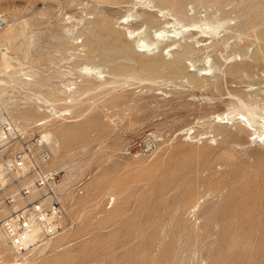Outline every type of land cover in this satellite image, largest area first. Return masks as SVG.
<instances>
[{
    "label": "rangeland",
    "instance_id": "1",
    "mask_svg": "<svg viewBox=\"0 0 264 264\" xmlns=\"http://www.w3.org/2000/svg\"><path fill=\"white\" fill-rule=\"evenodd\" d=\"M111 1L0 0L7 22L23 29L9 43L0 40V58L6 51L11 62L8 68L0 64V114L14 115L17 125L40 134L65 126L68 131H52L47 142L51 164L65 185L84 180L82 193L66 197L75 221L71 230L20 258L0 230V259L20 264H264V0H220L215 7L186 0V15L195 19L182 24L170 13V3L155 1L152 11L160 12V20L153 27L132 15L151 10L152 3ZM247 7L252 8L249 18H257L242 27L238 11ZM97 21L111 30L103 35L118 36L122 46H130L132 57L118 54L108 62L103 48L87 54L86 33ZM123 27L135 30L134 44ZM144 33L147 43L141 40ZM177 40L183 47L173 44ZM186 41L193 52H185ZM157 58L175 62L182 71L174 76L160 68L161 75L155 70L148 76L140 69L149 60L162 63ZM116 63L119 71L112 74ZM119 63L134 69L125 73ZM83 64L101 73L78 71ZM193 73L199 81L190 80ZM67 80L71 85L65 89ZM62 89L73 91L75 101L67 96L65 102ZM49 90L60 92L52 97L63 96L55 104L57 112L29 99ZM246 102L255 105L250 113ZM19 106L33 107L26 109L24 122L13 112ZM37 122L41 127H35Z\"/></svg>",
    "mask_w": 264,
    "mask_h": 264
},
{
    "label": "built area",
    "instance_id": "2",
    "mask_svg": "<svg viewBox=\"0 0 264 264\" xmlns=\"http://www.w3.org/2000/svg\"><path fill=\"white\" fill-rule=\"evenodd\" d=\"M5 24L0 12V29ZM28 129L0 114V226L18 258L74 227L66 197L82 193L84 181L62 184L49 144Z\"/></svg>",
    "mask_w": 264,
    "mask_h": 264
},
{
    "label": "bare ground",
    "instance_id": "3",
    "mask_svg": "<svg viewBox=\"0 0 264 264\" xmlns=\"http://www.w3.org/2000/svg\"><path fill=\"white\" fill-rule=\"evenodd\" d=\"M104 1V0H103ZM108 0H106V2H107ZM115 1H117V0H115ZM120 1H123V0H120ZM134 1V0H133ZM140 1H142V0H140ZM140 1H136L135 3H133L132 2V0L130 1V3L132 2L133 4H134V6H135V4L137 3V2H140ZM144 1V0H143ZM146 1V2H145ZM143 3L144 4H142V6H144L145 7V5H147L148 3H152L153 5H152V7H150L149 6V8H151V10L149 9V10H146L145 8L144 9H141V11H135L134 12V14H132L133 15V18L134 17H141L142 18V21H144V23H145V25H146V27H149V26H155V22L157 21V20H160L159 18H157V16H158V13H159V15H160V12H158V13H154L152 10L154 9L153 8V6H155V4H154V2L156 1V2H158L159 1V3H163V2H167V3H170L171 4V6H169L171 9H170V13L176 18V21L178 20L179 22H181V24L182 23H186L188 20H190L189 22H191V21H193L192 19L194 18H189V17H187V15H186V12H185V4H184V2L186 1V0H145ZM198 1H205V3L203 2V4H206V2H207V4L208 3H210L211 2V4L210 5H213L214 7L215 6H218L219 4H220V0H196L195 2H198ZM110 2H112L113 3V1H111L110 0ZM127 2H129L128 0H127ZM148 2V3H147ZM118 3H119V0H118ZM117 2H116V4H118ZM122 2H120L119 4H121ZM124 3V2H123ZM126 3V2H125ZM132 3H131V5H132ZM141 3V2H140ZM147 3V4H146ZM166 3V4H167ZM114 4H115V2H114ZM129 5V4H128ZM150 5V4H149ZM169 5V4H168ZM255 5V4H254ZM141 6V5H140ZM148 6V5H147ZM206 6V5H205ZM208 6V5H207ZM206 6V7H207ZM253 6V5H252ZM132 8H133V6H132ZM143 8V7H142ZM147 8V7H146ZM153 8V9H152ZM157 8V7H156ZM221 8V7H220ZM234 8V7H233ZM250 9H252L251 7H249ZM249 8L247 7V9H244V8H242V9H240L239 11H238V14L239 15H241V17L243 16V20H242V23L240 24V25H242V27H246V26H248L249 24H251V23H253V19H255L256 20V18L257 17H255V18H253L252 17V19L251 18H249ZM254 8V10L256 11V9H255V6L253 7ZM134 9V8H133ZM132 9V10H133ZM138 9V8H137ZM159 9V8H158ZM164 9V8H163ZM165 10V9H164ZM163 10V11H164ZM258 10V9H257ZM159 11H162L161 10V8L159 9ZM224 11V10H223ZM231 11V10H230ZM255 11H253V12H255ZM155 12H156V10H155ZM166 12V11H165ZM249 12V13H248ZM259 12V11H258ZM257 12V13H258ZM261 12V11H260ZM264 12V11H263ZM132 13V12H131ZM130 13V14H131ZM163 12H161V14H162ZM129 14V15H130ZM164 14V13H163ZM236 14V13H235ZM255 14V13H254ZM258 14H260V13H258ZM261 14H263L262 12H261ZM167 15V14H166ZM251 15V14H250ZM128 16V15H127ZM131 16V15H130ZM207 16V15H206ZM225 16H227V15H225ZM256 16H257V14H256ZM261 16V15H260ZM70 17V15L69 16H67V18H69ZM123 17V16H122ZM159 17H161V16H159ZM162 17H163V15H162ZM167 17V16H166ZM251 17V16H250ZM67 18H65V19H67ZM137 18H134V19H137ZM141 18H140V20H141ZM165 18V17H164ZM205 18V17H204ZM230 18V17H229ZM239 18H240V16H239ZM126 19V18H125ZM162 19V18H161ZM195 19V18H194ZM202 19V18H201ZM200 19V20H201ZM5 20H6V24H5V26L4 27H6L7 25V31H6V33H5V35L2 37V36H0V40L2 41L3 39H5V41H11V40H13L14 38H16L19 34H20V32L19 31H21L22 32V30L20 29L19 31H18V27H17V29L14 27V23H8L7 22V18H5ZM122 20V19H121ZM138 20H139V18H138ZM173 20H175L174 18H173ZM208 20V19H207ZM210 20V19H209ZM261 20V19H260ZM264 20V19H263ZM94 21H96V20H93V22ZM162 21V20H161ZM204 21V20H203ZM227 21V20H226ZM226 21H223V24H224V22H226ZM229 21V20H228ZM227 21V22H228ZM259 21V20H258ZM202 22V21H201ZM207 22V21H206ZM257 22V21H256ZM262 22H264V21H262ZM106 24H107V22H105ZM154 23V24H153ZM188 23V22H187ZM192 23H194V22H192ZM196 23H197V21H196ZM91 24V23H90ZM93 24L94 23H92L91 25H90V27H88L89 28V31H88V33H86L85 31V33L86 34H88V37H87V44H86V47L88 48H86V52H87V54H89V53H92V51L93 50H95V51H97L96 49L98 48H103V52H102V56L106 59V60H108V62L110 61H114V58L116 57L117 58V55L119 54V55H122V57L124 56H126V55H128V57H132V55L130 54V56H129V53H130V46L129 45H127V46H122L121 44H120V40H119V37L117 36L116 38L114 37L115 35H112L111 37L112 38H110L109 36V34H111V30H110V28L107 26V25H105V24H103V23H100V21L98 22L97 21V23L96 24H94V26H93ZM152 24V25H151ZM190 24V23H189ZM209 24V23H208ZM211 24V23H210ZM227 24V23H226ZM148 25V26H147ZM158 25V24H157ZM179 25V24H178ZM193 24H191V26H192ZM93 26V27H92ZM110 26H111V24H110ZM126 26V25H125ZM152 26V27H153ZM182 26V25H181ZM187 26V25H186ZM3 27V28H4ZM159 27V26H158ZM188 27H189V25H188ZM199 27V26H198ZM201 27H202V25H201ZM204 27V26H203ZM2 28V29H3ZM121 28V27H120ZM124 28V27H123ZM164 28H166V26H164ZM164 28H163V30H164ZM187 28V27H186ZM2 29H0V30H2ZM5 29V28H4ZM3 29V30H4ZM125 30H126V33H128L129 35H130V37H132L131 39L133 40V38L135 37L133 34H134V31L135 30H133V29H131V28H129V27H125L124 28ZM167 29V28H166ZM175 29V28H174ZM185 28H183V29H181L182 30V32H185L186 33V31L184 30ZM192 29V28H191ZM65 30V32H70L71 31V28L69 27V28H65L64 29ZM85 30V29H84ZM121 30V29H120ZM157 30V29H156ZM156 30H155V32H156ZM162 30V31H163ZM184 30V31H183ZM105 31H107L108 33H106L105 35H103L104 34V32ZM114 31H116V30H114ZM164 31H166V30H164ZM176 31H178V30H175V33L174 34H176ZM119 33L120 31H116V33ZM150 32V31H149ZM202 32V31H201ZM84 33V34H85ZM123 33V32H122ZM138 33H140V32H137V34ZM162 33V32H161ZM165 33V32H164ZM180 33V32H179ZM185 33H184V35H185ZM204 33H206V32H204ZM105 37L106 35L109 37V38H106V39H104V37L102 36V35ZM124 34V33H123ZM142 34V33H141ZM144 34H146V35H144ZM143 34V36L141 37V40H142V42H144V43H147L146 42V40H148L149 38H147L148 36V33H144ZM153 34V33H152ZM182 34V33H181ZM117 35V34H116ZM159 35V34H158ZM163 35V34H162ZM127 36V35H126ZM151 36H153V35H151ZM103 37V38H102ZM114 37V38H113ZM178 37V36H177ZM182 37V36H181ZM184 37V36H183ZM2 38V39H1ZM161 38V37H160ZM140 38H138V40H139ZM158 39V38H157ZM183 39V38H182ZM85 40V39H84ZM107 40H109L108 42H107ZM119 40V41H118ZM131 40V42L133 43L134 41H136L137 39H135V40H133L132 41ZM160 40H162V39H160ZM82 42H84V41H82ZM84 42V43H85ZM104 42H106L107 43V46L106 45H104ZM151 42V41H150ZM187 42V41H186ZM9 43V42H8ZM137 43V42H136ZM152 43H153V41H152ZM152 43H150L151 45H152ZM158 44H159V42H157ZM182 43V42H181ZM217 43V41H215L213 44H216ZM134 44V43H133ZM174 45L176 44V45H179L180 46V41H176V42H174L173 43ZM83 45V44H82ZM109 45V46H108ZM148 45V44H147ZM157 45V44H156ZM191 45H192V43H191ZM191 45L190 44H188V42L187 43H184V49H185V52H186V50H187V52H188V50L189 51H191V52H193L192 51V48H191ZM85 46V45H84ZM83 46V47H84ZM132 46V45H131ZM135 46H137V45H135ZM146 46V45H145ZM168 46H170V45H168ZM182 46V45H181ZM180 46V47H181ZM108 49V50H105L106 48ZM138 47H140V45H138ZM142 47V46H141ZM183 47V46H182ZM193 47H195L194 45H193ZM145 48V47H144ZM183 49V48H182ZM194 50H196L195 48H194ZM101 51V50H100ZM6 52V51H5ZM5 52H2L1 53V58H0V64H1V69L2 68H8V67H10V61H9V59L10 58H8V56H7V54L5 53ZM94 52V51H93ZM186 52V53H187ZM84 53V52H83ZM178 53V52H177ZM176 53V54H177ZM180 53V52H179ZM181 53H183V52H181ZM189 53V52H188ZM86 53H85V55H87ZM96 54V53H95ZM185 54V53H184ZM84 55V56H85ZM118 55V56H119ZM183 55V54H182ZM186 55V54H185ZM179 56V55H178ZM255 56H257L256 54H255ZM121 57V56H120ZM254 57V56H253ZM104 58H102L103 60H105ZM115 58V59H116ZM126 58V57H125ZM136 58V57H135ZM154 58V57H153ZM173 58V57H172ZM172 58H169L170 60L172 59ZM256 58V57H255ZM254 58V59H255ZM258 58V57H257ZM150 59V58H149ZM157 59H159V58H157ZM180 59V58H179ZM140 60H142L143 61V59H139L138 61H140ZM147 60V59H146ZM166 60V59H165ZM163 61V60H161V59H159V61H162V63H160V62H158V60H154L153 59V61H150L149 60V62H142V64H141V67L139 66V62L137 63L138 64V66L140 67V69L142 68V70L144 71V73H146V71L148 72V76H150V74L151 73H149V71H154L155 72V70H157L156 71V75L157 74H159L158 72V70L161 68V69H163V71L165 70V71H167L169 74L171 73V75H172V73H173V75L175 76V74H177L178 75V72H181L182 70H181V67H180V65H177V64H175V62H172V61ZM183 60V59H182ZM182 60H179V61H182ZM250 60V59H249ZM259 60V59H258ZM135 61V60H134ZM116 62V61H115ZM243 62H244V60L242 61V63L241 64H243ZM252 62V61H251ZM160 63V64H159ZM117 64L118 63H116L115 65V67L113 68V67H111L110 69H112V74H114L115 72L116 73H118V71H117ZM120 64V63H119ZM137 64H136V66H137ZM181 64V63H180ZM240 64V63H239ZM252 64H255V63H252ZM114 65V64H113ZM121 65V64H120ZM125 65V64H124ZM124 65H121V68L122 67H124ZM129 65H131V63L129 64ZM133 65V64H132ZM112 66V65H111ZM126 66V65H125ZM127 66H128V64H127ZM135 66V67H136ZM137 66V67H138ZM161 66V67H160ZM235 66V65H234ZM248 66V65H247ZM129 67H131V68H133L134 67V65L133 66H128L127 68H129ZM138 67V68H139ZM231 67H233L232 65H231ZM236 67H238V66H236ZM235 67V68H236ZM239 67H242L241 65L239 66ZM250 67V66H249ZM248 67V68H249ZM120 68V67H119ZM120 68V69H121ZM127 68H122V69H125V70H120V73L121 72H123V71H125V73L127 72L128 73V70H127ZM234 68V67H233ZM234 68V69H235ZM242 68H244V67H242ZM247 68V67H246ZM79 69L80 70H84L85 72L84 73H87L86 71L88 70V73L89 74H91V75H93V76H95V77H98L99 75H97V74H99V73H101V70L99 69V67H96V66H89L88 64H83V65H81L79 68H78V71H79ZM116 69V71H114ZM134 69V68H133ZM132 69V70H133ZM238 69V68H237ZM251 69V68H250ZM6 70V69H5ZM131 70V69H130ZM131 70V71H132ZM139 70V69H138ZM141 70V71H142ZM230 70V69H229ZM228 70V71H229ZM233 70V69H232ZM245 70V69H244ZM249 70V69H248ZM130 71V72H131ZM143 71H142V75L144 74L143 73ZM162 71V72H163ZM237 71H240L241 72V70H240V68H239V70H237ZM237 71L235 72V73H237ZM129 72V73H130ZM136 72L138 73V71H137V68H136ZM229 72H231V71H229ZM166 73V72H165ZM167 73V74H168ZM233 73V72H232ZM82 74V73H81ZM167 74H164V75H167ZM168 74V75H169ZM188 74V73H187ZM192 74V73H191ZM194 74V73H193ZM138 75V74H137ZM140 75H141V72H140ZM146 75V76H147ZM154 75V74H153ZM159 75H161V74H159ZM171 75H169V76H171ZM176 75V76H177ZM135 76H136V74H135ZM144 76V75H143ZM145 76V77H146ZM155 76V75H154ZM141 77V76H140ZM196 77H197V75H196ZM195 77V74L194 75H190V80L191 81H195V80H198L199 81V79H197ZM136 78H137V76H136ZM139 78V77H138ZM142 78V77H141ZM112 79H110V81H111ZM106 81H108V79L106 80ZM113 81V80H112ZM197 81V82H198ZM107 83V82H106ZM111 83V82H110ZM69 85H71V82L69 81V80H67L66 82H64V86H65V89L69 86ZM70 87V86H69ZM65 89H62L61 90V93H63V94H65V97H64V100H65V102H66V99H67V96H69L68 98H69V100L68 101H72L73 100V98L76 96V94H75V96L73 97V91H66ZM52 91V90H51ZM50 90L48 91V92H50L49 93V95L46 93L45 95L44 94H41V92L40 93H35L36 95H33V98H29V99H34V101L35 102H38V103H42L43 105H45V108L46 109H49L52 113L53 112H57V110H58V108L55 106V104L57 103V102H61V100H59L58 98H62V100H63V96L61 97H59V95H58V97L55 95V96H53L52 97V95L53 94H56V93H53L54 91H52L51 92ZM59 91V90H58ZM53 93V94H52ZM60 93V92H59ZM59 93H57V94H59ZM30 96V95H29ZM57 97V98H56ZM76 98V97H75ZM75 98H74V101H75ZM28 99V100H29ZM240 99V98H239ZM57 100H59V101H57ZM63 100V101H64ZM26 101V100H25ZM32 101V100H31ZM243 101V100H242ZM29 102H30V100H29ZM59 102V103H60ZM248 102H246L244 105H248L247 104ZM30 104V103H29ZM28 104V105H29ZM33 104V103H32ZM31 104V105H32ZM41 104V105H42ZM35 105V104H34ZM37 105V104H36ZM35 105V106H36ZM241 105V104H240ZM242 105H243V103H242ZM254 105V104H253ZM262 105V104H261ZM264 105V104H263ZM23 106V105H22ZM33 106V105H32ZM254 107V106H252V104L250 103L248 106H247V108L249 109L248 111H249V113H250V110L251 111H253L252 110V108L251 107ZM257 106H258V104H257ZM20 107V106H19ZM24 107V106H23ZM27 107V106H26ZM31 106H29L28 108H26V109H29ZM38 107H40V106H38ZM242 107V106H241ZM240 106H239V108H241ZM244 107V106H243ZM264 107V106H263ZM263 107H261V108H263ZM33 108V107H32ZM32 108H30V109H32ZM41 109H43V107L41 106L40 107ZM39 108V109H40ZM239 108H238V111H239ZM26 109H24V108H22V107H20V108H17L16 109V111H13V112H15V115L16 116H18V117H23V119H22V121L24 120L25 121V118L24 117H26L27 118V113L29 112L28 110H26ZM45 109V110H46ZM241 109H243V110H247V109H245V108H241ZM240 109V110H241ZM253 109H255V110H257V107L256 108H253ZM8 110V109H7ZM33 110V109H32ZM36 110L38 111V109H37V107H36ZM63 110L65 111V108L64 109H62V112H63ZM236 110V109H235ZM11 111V110H10ZM50 111H47V112H49L50 113ZM259 111V110H258ZM32 112V111H31ZM33 112H35V109H34V111ZM39 112V111H38ZM60 112V111H59ZM255 112V111H254ZM254 112H253V114L252 115H255L254 114ZM264 112V111H263ZM262 112V113H263ZM66 113V112H65ZM248 113V114H249ZM252 113V112H251ZM259 113H260V111H259ZM11 114H13V113H11ZM31 115H32V113H30ZM36 114H38V113H36ZM56 114V113H55ZM55 114H54V116H55ZM62 114V113H61ZM243 114H245V113H243ZM247 114V113H246ZM31 115H29L30 116V118L32 117ZM49 115H51V114H49ZM49 115H47V116H49ZM250 115V114H249ZM8 116V115H7ZM14 115H12V120L13 119H15L14 117H13ZM33 116H35V115H33ZM37 116V115H36ZM56 116H59V113H58V115H56ZM232 116H233V114H232ZM230 117H231V115H230ZM251 117V116H250ZM263 117H264V113H263ZM29 118V119H30ZM33 118V117H32ZM232 118V117H231ZM258 119H260V118H258ZM16 120V119H15ZM14 120V121H15ZM20 120V119H19ZM46 120V119H45ZM264 120V119H263ZM17 121V120H16ZM21 121V120H20ZM23 121V122H24ZM26 121H28V120H26ZM46 122V121H45ZM16 123V122H15ZM255 123V122H254ZM50 123H48V124H46V125H49ZM246 124V123H245ZM45 125V126H46ZM56 126V125H55ZM58 126H61L60 124L58 125ZM65 127V126H64ZM64 127H61L62 128V130H64L65 132L66 131H68V129H63ZM48 128V127H47ZM46 128V129H47ZM51 129H52V126L50 127ZM55 127H54V125H53V129H54ZM60 127H59V129H61ZM257 128V127H256ZM261 128H262V126H261ZM59 129L57 128V126H56V130H57V134H58V131H59ZM258 129V128H257ZM55 130V129H54ZM54 130H52V131H54ZM55 130V131H56ZM264 130V129H263ZM44 130H42L41 132H42V134H41V136H42V138L46 141V142H49V141H51V137H52V131H49V130H46V131H44ZM64 131H62L63 132V134L62 135H64ZM59 133H61V130H60V132ZM260 134V133H259ZM61 135V134H60ZM262 134H260V136H261ZM264 135V134H263ZM54 142V141H53ZM263 142V141H262ZM55 143V142H54ZM62 183V182H61ZM60 183V184H61ZM63 184V183H62ZM177 185V184H176ZM178 186V185H177ZM93 188H94V186H93ZM195 206H196V203H195ZM178 207V206H177ZM119 211H120V209H119ZM117 212H118V210H117ZM112 215H114V213L112 214ZM119 215V214H118ZM115 216V215H114ZM114 216H112V217H114ZM109 217H111V215L109 216ZM111 217V218H112ZM110 219V218H109ZM106 220H108V217L106 218ZM111 220H114V218H112ZM0 230L2 231V233H3V235H4V232H3V230H2V228H1V226H0ZM179 231V230H178ZM63 233V232H62ZM1 234V233H0ZM61 234V233H60ZM59 234V235H60ZM58 236V235H57ZM56 236V237H57ZM4 237H5V235H4ZM180 238V237H179ZM54 239V238H53ZM53 239H51V240H49L48 241V243H50V241H52ZM5 241H6V244H7V240H6V237H5ZM100 241V240H99ZM50 245V244H49ZM7 246H8V244H7ZM47 246H48V244H47ZM9 247V246H8ZM10 249V248H9ZM91 249V248H90ZM11 250V249H10ZM13 253V252H12ZM14 254V253H13ZM15 255V254H14ZM16 256V255H15ZM1 259H3V258H1ZM0 259V260H1ZM58 258H56V260H57ZM60 260V259H59ZM0 264H20V262H15V261H13V262H10V261H2L1 260V262H0Z\"/></svg>",
    "mask_w": 264,
    "mask_h": 264
}]
</instances>
